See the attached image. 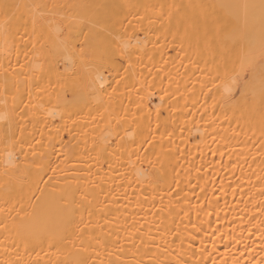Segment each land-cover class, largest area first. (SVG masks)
<instances>
[{
	"label": "bare ground",
	"instance_id": "bare-ground-1",
	"mask_svg": "<svg viewBox=\"0 0 264 264\" xmlns=\"http://www.w3.org/2000/svg\"><path fill=\"white\" fill-rule=\"evenodd\" d=\"M0 264H264V0H0Z\"/></svg>",
	"mask_w": 264,
	"mask_h": 264
}]
</instances>
